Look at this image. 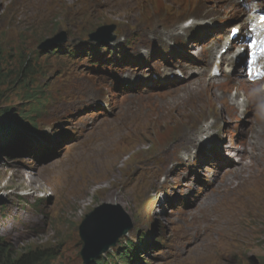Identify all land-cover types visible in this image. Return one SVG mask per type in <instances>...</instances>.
<instances>
[{
    "label": "rangeland",
    "instance_id": "rangeland-1",
    "mask_svg": "<svg viewBox=\"0 0 264 264\" xmlns=\"http://www.w3.org/2000/svg\"><path fill=\"white\" fill-rule=\"evenodd\" d=\"M41 1L0 0V125L7 126L19 113L37 115L45 122L64 119L67 122L58 130L81 129L82 134L55 140L58 130L48 133L52 143H56V154L41 155L38 161L24 153L0 149V238L11 247V253L49 250L53 256L49 264H82L78 225L90 212L116 206L118 211L102 210L98 213L101 217L94 215L87 229L126 217L133 230L141 232L162 227L174 236L183 230L186 235H196L201 228L192 242L185 239V248L178 249L185 256L179 264H264V211L258 215L253 212V217L250 209L254 203L264 208V195L257 194L252 203H247V209L244 204L240 205L239 214H235L233 201L227 202V197L234 194L237 198L246 192L247 183L231 178L229 181L235 184L230 189H226L229 184L223 183L204 201L195 199L186 214L168 215L169 199L159 182L165 175L169 184L183 176H176L172 171L185 167L179 157L196 149L199 129L205 122L211 127V134L226 140L224 133L233 115L228 112L227 100L221 98L225 96L221 95L237 91L238 86L216 89L206 76L188 77L190 70H187L186 81L175 92L150 98L136 95L126 100L111 95L109 99L112 97L116 106L111 108L112 113L92 119L87 114L88 106L94 105L96 99L107 98L106 94L102 98L103 92L99 94L103 88L97 83L110 75L97 77L95 82L91 79V83L79 80L76 82L79 90L68 91L74 97L61 103L57 91L63 83L56 73L60 63L43 57L37 50L40 42L62 32L66 33L67 40H78L106 24L115 27L110 36L117 35V41L121 40L123 45L132 32H137V47L144 42L143 46L161 48L172 41L163 40L166 35L158 33L168 29L177 31L179 24L188 18L198 23L194 24V30H202L209 21L217 22L225 17V21H233L237 10L219 0H196L203 1L200 8L211 7L209 14L200 17L191 14L195 0H55L52 6L47 2L44 11L37 14L38 7L34 4ZM92 13V22H85ZM165 23L172 24L165 28L162 26ZM177 44L185 48L181 41ZM63 88L67 90L66 85ZM79 108L84 111L74 115ZM71 115L76 117L70 119ZM78 117H82L79 123ZM260 117L264 118V112L256 111L244 124L247 128L250 123L256 125ZM153 153H165L166 161L155 176H149L148 169L142 168L149 167L147 163ZM87 156L90 157L86 159ZM74 161H77L76 168L70 167ZM66 164L69 169L63 171ZM83 170L87 175L84 180ZM189 187L187 181L175 191L186 196ZM174 199L176 203L180 198ZM207 230L217 238L218 233L222 236L216 252L207 247ZM222 253L227 255L226 261L219 259ZM229 253L236 256L229 258Z\"/></svg>",
    "mask_w": 264,
    "mask_h": 264
},
{
    "label": "water",
    "instance_id": "water-1",
    "mask_svg": "<svg viewBox=\"0 0 264 264\" xmlns=\"http://www.w3.org/2000/svg\"><path fill=\"white\" fill-rule=\"evenodd\" d=\"M113 27H105L101 31H104L107 35L112 31ZM91 40H106V37L101 36L98 32L91 36ZM65 41V37L59 36L53 40L46 41L42 45L39 46L40 51H45L48 48L55 46L56 44L63 43ZM114 209L119 210L118 207L113 206H104L102 208L96 209L93 213H100L99 211L103 209ZM86 217L85 221L80 227L79 235L83 242V248L80 252L81 258L83 260V264H92V262L97 259L99 256L104 254L109 250V248L115 246L118 239L124 236L127 231L131 228V222L129 219L123 218L120 220H115L113 222L98 223L91 229H87V223L92 220L91 218Z\"/></svg>",
    "mask_w": 264,
    "mask_h": 264
},
{
    "label": "trees",
    "instance_id": "trees-1",
    "mask_svg": "<svg viewBox=\"0 0 264 264\" xmlns=\"http://www.w3.org/2000/svg\"><path fill=\"white\" fill-rule=\"evenodd\" d=\"M6 133L9 134V131ZM10 249L11 247L0 239V264H49L53 257L49 250L30 249L21 255H16L11 253ZM94 264L101 262L97 260Z\"/></svg>",
    "mask_w": 264,
    "mask_h": 264
},
{
    "label": "bare ground",
    "instance_id": "bare-ground-1",
    "mask_svg": "<svg viewBox=\"0 0 264 264\" xmlns=\"http://www.w3.org/2000/svg\"><path fill=\"white\" fill-rule=\"evenodd\" d=\"M53 1H55V0H42L41 2H39V3H35L34 4V6L35 7H38V9H37V14H41L43 11H44V6L46 5V3L48 2V3H52ZM100 2V1H99ZM17 3H19V2H14V4H17ZM13 4V5H14ZM103 4V3H102ZM118 4V3H117ZM98 5V4H97ZM39 12H41V13H39ZM207 12V11H206ZM77 22V21H76ZM78 24L79 23H81L82 24V21H79V22H77ZM105 25V24H104ZM107 25V24H106ZM136 25V24H135ZM69 27L71 26V25H68ZM128 27V26H127ZM129 28V27H128ZM117 29V28H116ZM130 29V28H129ZM124 33V32H123ZM110 34L111 33H108V37L110 38V39H114L115 37H114V35H112V36H110ZM83 39H88V40H90L91 39V36H89L88 34H84L83 35V37H82ZM130 115H132V114H130ZM133 116V115H132ZM48 120V119H47ZM40 140H46L45 138H40ZM90 156H87V158L86 159H88ZM94 157V156H93ZM105 157V156H104ZM97 159V158H96ZM95 160V159H94ZM76 162L77 161H74L72 164H71V166L70 167H72V168H76V166H75V164H76ZM91 162V158L89 159V163ZM99 165V164H98ZM86 166H88V164L86 165ZM94 166V165H93ZM102 167V166H101ZM71 168V169H72ZM79 168V167H78ZM87 168V167H86ZM94 168V167H93ZM69 169V165H67L66 164V166L62 169L63 171H66V170H68ZM84 170H87V169H84ZM102 170V169H101ZM105 170V169H104ZM103 171V170H102ZM102 173V172H101ZM77 175V174H76ZM89 175V174H88ZM78 176H81V175H78ZM85 176H87V175H83V180L85 179ZM91 179V178H90ZM82 180V181H83ZM66 183V182H65ZM67 191V190H66ZM240 205H241V203H239ZM244 206H245V209H247V202H245L244 203ZM103 210H109V212L110 211H117V210H114V209H103ZM251 210H253V212L256 214V215H258L260 212L261 213H263V211H264V208L262 207V205L261 204H258V203H254L253 205H252V207H251ZM99 212H103L102 210L101 211H99ZM108 213H103V215H107ZM119 213H117L116 215H112V216H110V218H113V217H115V216H117ZM94 215H95V213H91L90 215H88L89 217L88 218H91V216L92 217H94ZM96 216L97 217H101V216H99V214H98V212L96 213Z\"/></svg>",
    "mask_w": 264,
    "mask_h": 264
}]
</instances>
